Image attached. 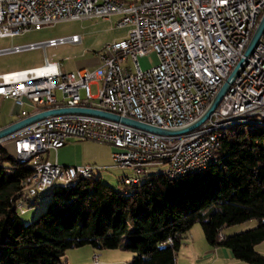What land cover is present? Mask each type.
Segmentation results:
<instances>
[{"label":"built area","instance_id":"built-area-1","mask_svg":"<svg viewBox=\"0 0 264 264\" xmlns=\"http://www.w3.org/2000/svg\"><path fill=\"white\" fill-rule=\"evenodd\" d=\"M263 12L264 0H157L130 5H123V0H0V38L12 39L59 21L107 19L111 15L121 17L118 26L130 27L125 39L103 49L94 70L65 73L58 63L46 61L37 69L1 75L0 99L12 98L23 118L29 116L21 109L27 101L35 113L89 107L159 128H179L204 111L243 57ZM65 43L78 44L80 38L50 39L2 52ZM150 51L156 53L158 63L142 70L138 58ZM36 70L45 71L9 78ZM93 85L98 86L96 96L91 95ZM241 113L264 116V31L214 112L189 132L162 136L94 116L63 115L28 125L2 142L12 143L19 156H32L36 173L32 189L36 192L42 193L56 182L76 185L74 176L82 169H98L91 165L62 166L44 158L69 139L110 145L113 167L133 171L134 178L122 181L131 185L137 183L139 172L155 168L156 161H167L164 175H171L173 167L183 171L186 166L202 163L206 159L202 151L213 137L204 147H194V139L216 121ZM16 207L24 214L17 203ZM217 238L222 240V233Z\"/></svg>","mask_w":264,"mask_h":264},{"label":"trees","instance_id":"trees-1","mask_svg":"<svg viewBox=\"0 0 264 264\" xmlns=\"http://www.w3.org/2000/svg\"><path fill=\"white\" fill-rule=\"evenodd\" d=\"M251 130L224 135L216 165L183 179L149 174L115 190L99 178H81L26 226L16 203L40 201L42 193L27 183L35 171L0 146V264H64L69 249L86 245L130 251L126 264H174L184 234L197 223L210 245L228 248L245 264H264L255 250L264 242V130ZM252 219L254 228L218 240L225 228Z\"/></svg>","mask_w":264,"mask_h":264},{"label":"rangeland","instance_id":"rangeland-1","mask_svg":"<svg viewBox=\"0 0 264 264\" xmlns=\"http://www.w3.org/2000/svg\"><path fill=\"white\" fill-rule=\"evenodd\" d=\"M120 18L121 17L119 15H111L107 19L94 17L91 19H84V20H66L41 27L38 30H29L23 35L16 36L13 40L14 44L20 46L25 44H37V43L46 42L50 39L68 38L73 35H76L80 38V43L78 44L65 43L58 45L56 47H46V48L36 47L34 49L22 50L16 53L1 54L0 68H3L6 65H12V66H16L15 68L20 69L30 64H38V63L43 64L44 57H46L49 61L60 62L64 69H66L67 71H71L76 69V66L79 63H84L89 60L98 61V57L100 53L107 45L116 43L126 38L130 27L118 26V22L120 21ZM10 45L11 42L9 39H0L1 48L10 47ZM157 63H158V57L154 51H150L144 56L138 58V65L142 70H146L152 66H155L157 65ZM97 91H98V86H91L92 96H96ZM81 94L83 95V92H81ZM55 95L58 100L61 99L60 92L56 91ZM91 102L96 104L97 100H92ZM1 113L3 114L8 113L7 108L3 106L1 109ZM249 130L253 131L249 129L248 126H232L224 130L223 133L225 134V139H226V137L231 134L239 133V132H248ZM256 130H264V128L262 129L259 128ZM67 143H68L67 146H70V148L72 147L83 158L94 159L97 157L96 159L102 160V155L106 150L104 144L90 140L77 141L74 139H69ZM0 146L3 147L6 151H8L10 156H12L14 159L16 158L17 160V154L14 153L12 143L2 142L0 143ZM98 165L100 166L99 163H94L91 166L98 168ZM214 165H216V163ZM166 168L167 166H165V164L156 165L155 168H152L151 170L147 171V174L145 175L159 174V173H162L164 175L163 170H166ZM108 172H110L108 168L100 172L103 175L102 183L117 190L119 188L118 187L119 184L116 182L114 178V173L109 174ZM95 176L97 178L98 175L95 173ZM143 176L144 174L138 177L137 183L140 182ZM164 176L166 177V175ZM168 179L173 180L171 178ZM107 180H109L108 181L109 183H106ZM137 183L131 185H125V186H132ZM121 184L123 183L121 182ZM60 185H61L60 182H56L55 186L53 187L61 188ZM130 192H131L130 190H124L123 194L128 195ZM68 193H69L68 189H65L64 191L57 190L54 192H51L49 189L42 192L40 201L36 206L28 207L27 205L22 203L25 212L24 214H21L19 216L21 223L25 226L29 225L36 216H38L45 210L46 204L50 200L62 196H67ZM197 225L200 226V224L198 223ZM256 225H257L256 220L252 219L225 228L223 231L226 234L231 235L252 229ZM122 240L126 241V236L123 237ZM255 250L257 253L264 256V242L258 244L255 247ZM112 253L117 254V259L111 257L114 255ZM99 254L103 255L102 259L111 257L110 261L114 259L116 260L115 262H118L120 261L121 257L129 253L121 250L113 252V250L110 249H103L94 252L90 246L86 245L78 248L69 249L65 255L67 257L68 263L65 262L64 264H96ZM115 262L110 264H114ZM120 264H124V263H120Z\"/></svg>","mask_w":264,"mask_h":264},{"label":"crops","instance_id":"crops-1","mask_svg":"<svg viewBox=\"0 0 264 264\" xmlns=\"http://www.w3.org/2000/svg\"><path fill=\"white\" fill-rule=\"evenodd\" d=\"M14 38L15 37H13L12 39L0 38V39H9L11 42L10 47H2V48L0 47V55L6 54V53H14V52H2V51L3 50L6 51L11 48L20 46V45L14 44L13 42ZM25 45H28V44H25ZM21 46H24V45H21ZM46 61L51 62V63H58L61 71L65 73L74 72L77 69H82V68L87 69V70H94L98 67L97 60H89L84 63L77 64L76 69L67 71L66 69L63 68L60 62L49 61L46 57H44L43 64H39V63L30 64L20 69L15 68L16 66L6 65L3 68H0V76L5 75V74H10V73L37 69V68L42 67ZM93 86H96V85H93ZM3 106L7 108L8 113H5V114L1 113V109ZM21 109L26 111L29 115H32L36 112L35 107L27 101H24ZM21 119H23V117L20 115V109L15 105L13 99L9 97L1 98L0 99V129L10 124H13ZM77 141H82V140H77ZM67 144L68 143H66L64 146L59 148L57 151L50 150L49 152L44 154V158L50 162H56L57 164L62 165V166L93 165L94 163H99L100 166L98 165V169L94 172V177H96L95 176V173H96L98 175L97 178H99L101 182L103 181V175L100 172L107 168L110 170V172H108L109 174L114 173V178L118 184L121 183L123 179L125 178L127 179V178L135 177L132 170L113 167V162L111 159V153L113 151V148L108 144L102 143L105 145V148H106L104 154L102 155V160L96 159L97 157L94 159L83 158L72 147L70 148V146H67ZM143 174L144 175L147 174V171H145L141 175ZM139 176L140 175H138V177ZM108 181L109 180H107L106 183H109ZM222 234L223 236L229 235V234H226L224 231L222 232ZM118 250L128 252L129 254H125L123 257L120 258V261L118 262H115L116 260L114 259L110 261L111 257L117 259V254L115 253H112L114 254L113 256L105 258V259H102L103 255L99 254L96 264H110L113 262H115L114 264L128 263L131 257L133 256V253L127 250H123V249H113V252L118 251ZM93 251L96 252L99 250L93 249ZM63 262L68 263L66 256L63 257ZM174 264H245V263L235 258L232 252L228 248L222 247V246L210 245L204 237L202 228L199 225L194 224L184 234V237L181 241V245L178 248L177 252L175 253Z\"/></svg>","mask_w":264,"mask_h":264},{"label":"water","instance_id":"water-1","mask_svg":"<svg viewBox=\"0 0 264 264\" xmlns=\"http://www.w3.org/2000/svg\"><path fill=\"white\" fill-rule=\"evenodd\" d=\"M263 31H264V12L262 16L260 17L254 29V32L250 38V41L244 50L243 57L238 61V63L235 65V67L233 68L229 76L225 79V81L219 87L218 91L215 93L213 98L210 100V102L208 103L204 111L194 121L182 127L173 128V129L159 128L156 126L144 124L139 121H135L127 117L119 116V115H116V114H113V113H110V112H107L101 109H95V108H89V107H59V108L46 109V110L34 113L32 115H29L28 117H25L13 124H10L0 129V141L14 134L18 130L28 125H31L35 122H38L48 117L63 116V115L94 116V117L103 118V119H107V120H111L115 122H120L122 124L131 126L133 128H137V129H140L146 132H150V133L162 135V136L180 135V134L189 132L197 128L198 126H200L214 112V110L220 103L222 97L228 90L230 84L233 82L235 77L238 76L239 72L242 70L244 64L246 63L247 58L250 56L255 46L257 45L258 40Z\"/></svg>","mask_w":264,"mask_h":264},{"label":"bare ground","instance_id":"bare-ground-1","mask_svg":"<svg viewBox=\"0 0 264 264\" xmlns=\"http://www.w3.org/2000/svg\"><path fill=\"white\" fill-rule=\"evenodd\" d=\"M111 1L122 2V0H111ZM153 1H157V0H123V5H130L132 3H137V2H153ZM44 71L45 70H36L26 73H18L16 75H12L9 78L16 79L27 74L29 75L35 73H42ZM232 126H248L249 129H259V128L262 129L264 128V116H258V113H241V114L232 115L231 117L228 118V120L216 121L210 130H205V132H201L200 136L194 139V147H204L206 143L209 142L210 137H213L210 140L208 146L204 149V151H202V158H206V159L200 164H193L186 166L183 169V171L181 167H173V169L171 170V175H166V176L173 180H179L186 178L190 175H194L206 171V169H208L217 162L215 152L220 146L221 140L225 135L223 131ZM17 161L21 164L28 163L29 165H32L34 169V165L32 164V156L17 155ZM160 164H165V166H167L166 170H168L167 161H156L155 167L156 165H160ZM94 172L95 171H93L92 169H82L78 173V175L74 176V183H76L81 178L91 179L92 177H94ZM144 172H139L137 174V181H138V175H141ZM27 183L31 184L33 188V186L36 184V173H34V175L27 180ZM60 186L63 189H69L74 185H60ZM52 187L53 186H48L47 190L51 189Z\"/></svg>","mask_w":264,"mask_h":264}]
</instances>
